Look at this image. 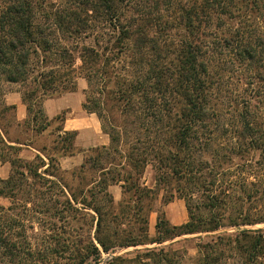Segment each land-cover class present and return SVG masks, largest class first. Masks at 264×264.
<instances>
[{"label": "trees", "instance_id": "16d2710c", "mask_svg": "<svg viewBox=\"0 0 264 264\" xmlns=\"http://www.w3.org/2000/svg\"><path fill=\"white\" fill-rule=\"evenodd\" d=\"M142 1L0 0V74L9 83L35 84L22 96L23 127L39 135L57 123L53 145L26 161L22 146L34 142L8 137L15 106L0 97V163L12 166L0 179V197L8 202L0 204V264H101L104 254L111 255L106 264H178L176 251L165 247H146L133 258L112 254L229 229L235 232L198 238L196 263L223 264L234 254L244 264H264V229L246 228L264 224V118L223 95L218 71L229 57L258 90L264 34L232 25L242 0H201V6L194 0L188 8H175L176 0ZM131 8L138 17H127ZM176 23L186 35L170 42ZM222 26L224 33L204 31ZM119 65L132 73L122 75ZM79 78L116 86L112 98L136 132L129 142L124 127L111 121V130L102 128L111 144L90 149L97 152L96 178L85 174L87 153L78 169L62 170L59 156L75 152L77 133L64 131L65 113L50 120L43 108L45 99L75 92ZM167 78L178 97H165ZM90 98L84 109L102 120ZM149 164L154 188L142 182ZM112 185L122 188L118 203ZM160 188L164 205L175 197L186 201L188 220L173 225L159 211L150 237V204Z\"/></svg>", "mask_w": 264, "mask_h": 264}, {"label": "rangeland", "instance_id": "374dc122", "mask_svg": "<svg viewBox=\"0 0 264 264\" xmlns=\"http://www.w3.org/2000/svg\"><path fill=\"white\" fill-rule=\"evenodd\" d=\"M140 0H136V4H138ZM143 1L141 0V3ZM134 3V2H133ZM194 3V0H176V6L175 8H180V6L190 7ZM201 0H198L199 6H201ZM137 5L134 4L133 7ZM167 9V6L162 8V10ZM237 13L234 18L231 20L232 25L234 28L241 27L244 29L248 34L252 36H258L264 34V0H242V2H239L236 4ZM173 11L171 8L167 9V15L170 14V12ZM165 13V14H166ZM169 13V14H168ZM138 14L135 11V9L131 8L127 12V17H136ZM138 17V16H137ZM177 24V28L170 30V39L178 41L180 38H182V35H186V31L183 26H179V23ZM206 33L214 34L216 32H226L227 30L224 29V27H220L217 29H204ZM221 35V34H219ZM88 43H92L91 40H89ZM172 48H170L171 50ZM172 59V58H171ZM126 67H128L127 62H129V59L126 61ZM80 64V62H78ZM122 65V64H121ZM174 64H172L173 66ZM122 67L123 70L121 71L122 75L130 74L132 73V69ZM218 71L221 73L222 77L220 79L221 83V89L225 92H223V95H226L227 98L232 99V102L238 101V102H244V104L248 103L251 105V109L253 111V114L259 115L264 118V84L260 83V88L257 90L254 86L249 87L247 85V80L244 77V74L241 72V69L238 67V64L235 62H232L229 57L226 58V60L219 65ZM133 77V76H132ZM171 78H167V80H164L163 82V93H166L165 97H178L175 93L171 90ZM87 82V81H86ZM167 82V83H166ZM102 79L97 78L92 86L88 85L87 82V94L86 97H91V101L88 103L89 106L93 109H96L97 112L101 113L102 120L101 126L105 130H111L110 123H114L115 125L124 127V137L123 139L125 141L131 142L133 138L135 137V130L134 126L130 123H127V117L124 116V109L123 104L122 106L118 105L117 102H114L112 97H117L116 94L110 93V91L114 88H117L113 84L106 86ZM35 84L32 81L26 82V83H9L7 82L4 77L0 74V97H5L7 95H18L20 94L21 97L23 94L27 91H30L34 88ZM138 97V96H135ZM176 110V109H175ZM228 111V110H227ZM96 114V113H95ZM97 115V114H96ZM231 113L228 112L227 116H230ZM98 116V115H97ZM110 119V120H107ZM127 125V126H126ZM57 126V123L53 124V133L56 132L55 128ZM126 126V127H125ZM121 131V130H120ZM24 132V131H23ZM25 134V133H24ZM21 131H15L14 129L11 132V137L14 136H20L23 140L27 139V137L24 135ZM57 133L53 136V141L56 140ZM35 139V138H34ZM30 140V139H29ZM37 140V139H36ZM34 140V144L36 142ZM41 144V142H39ZM111 144V142H110ZM109 144V145H110ZM108 145V146H109ZM39 148H41L40 145H37ZM93 149V148H90ZM90 149H87L85 151V154L87 153L88 157L91 158V163L88 164L86 167V175L91 178L98 176L99 171L94 170L91 167V164H93V160L97 154V152H92ZM95 149V148H94ZM127 150V148H124ZM114 156V157H113ZM113 158H118L117 154L112 155ZM90 168V169H89ZM72 177L69 176V181H71ZM142 182L144 185L154 188L155 187V170L151 164L147 165L144 169V172L142 174ZM122 191V188L118 185L116 190ZM161 192L159 197H157L153 202H151L150 206L152 207V212L149 214V236L154 237L156 233V222L159 215V211H164L166 214V217L169 219L168 211L171 215H173L175 218L179 217L181 214L182 208L186 210V216L188 220V212L186 208V201L182 198L175 197L174 200L167 204H163L162 194L163 189L160 188ZM119 200H116V203ZM1 204L7 205V200L2 201L0 200ZM133 228L132 224L129 225L128 228ZM138 225L136 224L134 228H137ZM246 228H253V229H264V224L256 225L255 227H246ZM223 232H235V229H229V230H220L213 233H198L195 235H185L182 237H176L173 241L167 242L165 246L166 249H171L172 251H176V255H174V260L177 261L178 264H197V258H198V252H197V244L199 243L198 238L202 237L203 241H209L213 235H217L219 233ZM83 232L81 233L82 236ZM85 236V235H84ZM82 238V237H81ZM146 247L153 248L155 246L145 245V246H130L126 248H122L117 250L113 255H122L127 258H133L136 254V251L145 249ZM159 247V246H156ZM111 255L110 254H104L103 258L104 261L101 264H105L106 259H108ZM223 264H244V260L240 258L239 256H236L233 254L232 257L229 259H225Z\"/></svg>", "mask_w": 264, "mask_h": 264}, {"label": "crops", "instance_id": "0c3cea01", "mask_svg": "<svg viewBox=\"0 0 264 264\" xmlns=\"http://www.w3.org/2000/svg\"><path fill=\"white\" fill-rule=\"evenodd\" d=\"M86 89V80L84 78H79L77 81V90L75 92L65 93L55 98H47L43 101L44 111L50 120L65 113V121L63 123L64 131H75L77 133L74 140L75 152L70 155L59 156V163L62 170L68 172L78 169L83 164L86 155L85 151L87 149L108 146L111 142L110 136L102 129L99 117L95 113H89L84 109L83 104L86 100ZM5 101L8 105L15 106V124L10 128L8 137L13 141L18 140L22 143L37 139L33 146L23 144L20 151L21 158L26 161H32L36 154L39 153V147L37 145L41 147H50L53 145V125L49 126L47 130L39 135H35L31 131L27 132L23 125L28 118V110L27 106L23 103L21 95H7ZM13 129L15 131L19 130L23 134L25 133L24 135L27 139L23 140L20 136L11 137ZM39 142H41V144ZM11 170V163H0V179L8 178ZM117 187L118 185L110 186V191L115 202L116 200L120 201L122 199V191L116 190ZM0 200L5 201L6 199L0 197ZM168 214L169 221L173 225H182L187 222L186 210L184 208H182L181 214L177 218L171 215L169 211ZM173 240L174 239L167 240L161 244H150V246L163 247L167 242Z\"/></svg>", "mask_w": 264, "mask_h": 264}, {"label": "water", "instance_id": "95a60500", "mask_svg": "<svg viewBox=\"0 0 264 264\" xmlns=\"http://www.w3.org/2000/svg\"><path fill=\"white\" fill-rule=\"evenodd\" d=\"M113 255V254H112ZM107 263V259H106V261H105V264Z\"/></svg>", "mask_w": 264, "mask_h": 264}]
</instances>
